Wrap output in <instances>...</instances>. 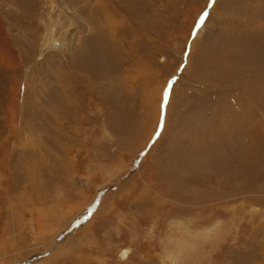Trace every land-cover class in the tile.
I'll list each match as a JSON object with an SVG mask.
<instances>
[{
  "label": "rangeland",
  "instance_id": "rangeland-1",
  "mask_svg": "<svg viewBox=\"0 0 264 264\" xmlns=\"http://www.w3.org/2000/svg\"><path fill=\"white\" fill-rule=\"evenodd\" d=\"M25 1L0 0V264H264L258 0Z\"/></svg>",
  "mask_w": 264,
  "mask_h": 264
},
{
  "label": "bare ground",
  "instance_id": "bare-ground-1",
  "mask_svg": "<svg viewBox=\"0 0 264 264\" xmlns=\"http://www.w3.org/2000/svg\"><path fill=\"white\" fill-rule=\"evenodd\" d=\"M25 1V0H24ZM60 1V0H59ZM62 1V0H61ZM86 1L87 0H83L82 1V4L83 5H85V3H86ZM94 1V0H93ZM26 2V1H25ZM24 2V3H25ZM50 2V1H49ZM96 2H97V0H96ZM51 3V2H50ZM53 3V2H52ZM65 3V2H64ZM66 3H67V1H66ZM98 3V2H97ZM243 3L246 5V4H249V3H252L253 5H254V3H253V1H250V2H247V1H244L243 0ZM26 5V4H25ZM73 6V8H69V6H68V3H67V9L69 10V12H71L72 13V15H71V17H70V19H72L73 20V22H75V21H78V20H80V19H82V17H81V13H76L75 12V9H76V7H77V5H72ZM257 6V10L255 11V14H253L250 18H249V21L251 22V28L254 30V36H255V41H256V43H257V47H258V49L262 52H264V0H258V4L256 5ZM66 9V8H65ZM98 9H96V11H97ZM98 12L100 13V11L98 10ZM83 13V15H84V12H82ZM111 14V13H110ZM99 15V14H98ZM110 16L111 15H108V17L107 18H110ZM96 17H97V19L99 20L97 23H99V25H100V28H102L105 24L103 23V21H101V19L102 18H99V16H97V14H96ZM100 17H102V16H100ZM89 18V17H88ZM88 18H85V19H88ZM104 18L106 19V15L104 16ZM91 19L92 20H95V13H94V11H93V13H92V15H91ZM242 19H244V18H242ZM242 19H239L238 21H241L243 24H247V22L246 21H244L243 22V20ZM96 21V20H95ZM80 23V22H79ZM113 23H114V21H113V19H111V22H109V23H107L106 24V27H108L107 28V31H105V32H103V34H104V40H106V41H108L109 43H112V41L114 40V38H113V36H111L112 35V26H114L113 25ZM117 23V22H116ZM233 23V22H232ZM77 24V23H76ZM115 24V23H114ZM118 24V23H117ZM117 24H115V26L117 25ZM234 24H237V22H235ZM73 25V24H72ZM82 25V24H81ZM87 25V24H86ZM92 26H94L93 28H91L90 29V31H94L95 32V34H93V35H97L98 33L97 32H99L100 30H98V28L97 29H95V26H96V23L95 24H91ZM103 25V26H102ZM248 25V24H247ZM78 27H80V29L82 28L81 26H77L76 28H78ZM114 28V27H113ZM74 29V28H73ZM247 29H249V28H247ZM256 30H257V32H256ZM71 34V33H70ZM102 34V35H103ZM67 35V34H66ZM78 35H80V34H78ZM93 35H91V38H94V40L92 41V43H93V46H95V43H96V45H97V43H99V45H98V47H96V49L98 50V51H101L102 50V53H103V51L105 50V51H107V49H106V47H108L109 45L107 44V42L106 41H102L103 43H100L99 41V38H98V35L97 36H93ZM254 36H253V38H254ZM68 37H69V39L70 40H74V39H72V37H73V35H72V37H70L69 35H68ZM77 38V37H76ZM67 39V38H66ZM65 39V40H66ZM82 39V41H84L85 39L84 38H82V36H81V38H78V40H81ZM64 40V41H65ZM103 40V39H102ZM249 40V39H248ZM74 41H76V40H74ZM73 41V42H74ZM246 41V40H245ZM72 41H68V43L70 44ZM250 42V41H249ZM75 43H77V41L75 42ZM242 43V42H241ZM78 44V43H77ZM82 45H84L85 44V42H82L81 43ZM53 45V44H52ZM81 45V46H82ZM91 44H90V48H92V49H94L95 50V48L93 47ZM47 47V46H46ZM84 47H86V45L84 46ZM254 47V46H253ZM77 49V48H76ZM85 49V48H84ZM257 49V48H256ZM255 50V49H254ZM71 51V50H70ZM75 51V50H74ZM251 51V50H250ZM256 51V50H255ZM78 53L79 52H77V55H78ZM85 54H84V57L83 56H81L80 55V63H84V64H82V66L83 67H81V66H78L79 68H75V69H77L78 70V72L79 73H81V71H83V69H87L88 71H94V69L96 68V63H97V60L94 58V56L91 54V53H89V55L87 56L86 54H87V52H84ZM250 53V52H249ZM254 54V53H253ZM256 54V53H255ZM72 55V54H71ZM101 55V54H100ZM103 55V54H102ZM86 56V57H85ZM255 56V55H254ZM210 61V60H209ZM212 61V60H211ZM75 63V62H74ZM250 64V63H249ZM261 64L264 66V60H262V62H261ZM86 65V66H85ZM254 66H256V65H254ZM241 67V66H240ZM231 68V67H230ZM252 69V68H251ZM253 69H255V67L253 68ZM247 70V69H246ZM237 73V72H236ZM257 73V74H256ZM254 75H253V77L255 78V76L257 75L258 77L260 76V73L257 71ZM93 75V74H92ZM263 76H264V74H262ZM89 76V75H88ZM89 78H90V76H89ZM256 79V78H255ZM264 80V79H263ZM250 81H252V80H250ZM93 82V81H92ZM251 83V82H250ZM253 83V82H252ZM259 83V82H258ZM257 84V83H256ZM251 85V84H250ZM259 85V86H258ZM67 89V88H66ZM260 90V91H259ZM264 90V84L263 85H260V84H257V86H256V88L254 89V90H252V91H250L249 92V98L247 97V100H251V101H256L257 100V103H263L264 102V97H259V95H257V93H261L262 94V91ZM70 90H69V87H68V89L66 90V93H68ZM54 92V91H53ZM245 94H246V92H245ZM261 94H260V96H261ZM59 96V95H58ZM71 96V95H70ZM63 97V96H62ZM73 97V96H72ZM65 98H68V97H64V99ZM77 98V97H76ZM75 98V99H76ZM59 99V98H58ZM63 99V98H62ZM60 100L61 102H62V112L61 113H64L65 115H66V117H67V115H69V114H72L73 112H71V113H69L68 114V108H69V110H71V108L72 109H75V111L76 110H78V104L75 106L74 105V107L72 106H68V105H70V101H73V99H66V100ZM56 100V99H55ZM63 101H67V104L68 105H66V108H65V106H64V103H63ZM57 104H58V102H56ZM72 103V102H71ZM256 103V102H255ZM256 103V104H257ZM54 105V104H53ZM59 105V104H58ZM60 106V105H59ZM54 107V106H53ZM52 107V108H53ZM71 107V108H70ZM54 109V108H53ZM58 111V110H57ZM55 113H56V111H55ZM48 115V114H47ZM38 117H40V116H38ZM41 118V117H40ZM46 119H47V117H45ZM74 120V119H73ZM78 120V119H77ZM50 121V120H49ZM123 255H126V252H124V254Z\"/></svg>",
  "mask_w": 264,
  "mask_h": 264
},
{
  "label": "water",
  "instance_id": "water-1",
  "mask_svg": "<svg viewBox=\"0 0 264 264\" xmlns=\"http://www.w3.org/2000/svg\"><path fill=\"white\" fill-rule=\"evenodd\" d=\"M96 203H97V202H96ZM95 206H96V205H94V207H95ZM94 207H93V208H94Z\"/></svg>",
  "mask_w": 264,
  "mask_h": 264
},
{
  "label": "snow or ice",
  "instance_id": "snow-or-ice-1",
  "mask_svg": "<svg viewBox=\"0 0 264 264\" xmlns=\"http://www.w3.org/2000/svg\"><path fill=\"white\" fill-rule=\"evenodd\" d=\"M167 95V94H166Z\"/></svg>",
  "mask_w": 264,
  "mask_h": 264
}]
</instances>
